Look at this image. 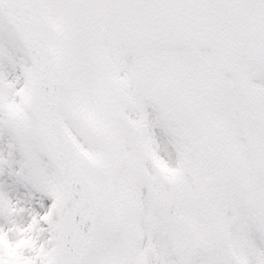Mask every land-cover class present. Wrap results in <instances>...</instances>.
Instances as JSON below:
<instances>
[{"label":"snow or ice","instance_id":"obj_1","mask_svg":"<svg viewBox=\"0 0 264 264\" xmlns=\"http://www.w3.org/2000/svg\"><path fill=\"white\" fill-rule=\"evenodd\" d=\"M0 264H264V0H0Z\"/></svg>","mask_w":264,"mask_h":264},{"label":"rangeland","instance_id":"obj_2","mask_svg":"<svg viewBox=\"0 0 264 264\" xmlns=\"http://www.w3.org/2000/svg\"><path fill=\"white\" fill-rule=\"evenodd\" d=\"M53 201L50 199V198H47L46 199V206L47 205H50L51 206V203H52ZM50 206H47V207H50Z\"/></svg>","mask_w":264,"mask_h":264},{"label":"bare ground","instance_id":"obj_3","mask_svg":"<svg viewBox=\"0 0 264 264\" xmlns=\"http://www.w3.org/2000/svg\"><path fill=\"white\" fill-rule=\"evenodd\" d=\"M47 206H49V205H47Z\"/></svg>","mask_w":264,"mask_h":264}]
</instances>
